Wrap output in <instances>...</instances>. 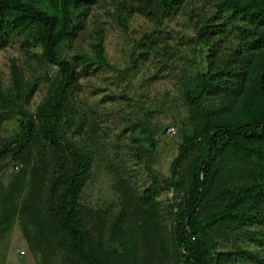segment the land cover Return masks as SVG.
Instances as JSON below:
<instances>
[{
	"label": "trees",
	"instance_id": "obj_1",
	"mask_svg": "<svg viewBox=\"0 0 264 264\" xmlns=\"http://www.w3.org/2000/svg\"><path fill=\"white\" fill-rule=\"evenodd\" d=\"M102 1L0 0V50L17 42L30 56L39 46L40 64L54 67L33 113L27 106L35 83L20 65L11 62L7 86L0 82V113L17 111L14 134L0 136V162L25 164L34 149L41 151L29 198L19 209L32 225L31 245L65 252L72 264H154L166 258L169 235L182 264H264V0H110L122 30L136 14L152 27L134 39L130 70L138 57L171 62L174 49L150 37L173 16L192 29L201 68H183L178 79L188 117L168 177L152 168V131L140 121L131 127L144 133L142 142L132 138V157L154 183L173 191L170 210L124 190V203L108 222L79 200L90 156L65 132L77 84L74 64L61 53ZM104 38V30L95 29L90 62L108 65ZM240 235L260 248L233 244ZM221 244L230 246L219 249Z\"/></svg>",
	"mask_w": 264,
	"mask_h": 264
},
{
	"label": "rangeland",
	"instance_id": "obj_2",
	"mask_svg": "<svg viewBox=\"0 0 264 264\" xmlns=\"http://www.w3.org/2000/svg\"><path fill=\"white\" fill-rule=\"evenodd\" d=\"M112 14L110 0L102 1L92 8L75 35L67 39L61 48L62 57L70 59L76 68L77 84L72 102L75 113L70 116L71 123L66 126L65 132L85 147L90 156L89 174L79 200L103 222L110 221L119 212L125 200L124 190H130L136 200L147 197L151 202L160 204V208L170 210L173 191L161 183H154L143 165L132 157L130 148L135 144L132 138L142 142L144 133H133L131 127L134 122L140 121L152 131L156 140L152 168L158 176L168 177L188 117L179 94L178 79L183 68L188 72L201 68L192 29L183 17L173 16L150 37L151 42L174 49L171 62L138 57L137 68L130 70L129 54L134 39L150 33L152 27L136 14L128 19L124 31ZM98 28L105 32L108 65H98L88 59L93 58L91 43ZM32 52L33 55L27 56L17 42L1 49L0 82L7 86L11 62L20 65L27 80L35 83L27 106L33 113L48 90L44 77L52 74L54 67L40 64L39 46H34ZM137 52L143 51L138 49ZM16 113L12 107L1 111V137L8 138L14 134ZM170 127L175 128V135L168 134ZM38 154H41L40 149H34L32 158L25 164L13 163L9 158L0 162V264L73 263L69 255L56 248L44 244L32 246V225L27 214L19 210L29 198L31 170ZM232 242L244 249L260 248L258 243L245 235L234 237ZM107 246L109 249L115 247L108 243ZM225 246L230 244H221L219 249ZM166 249V258L154 264H182L174 256L169 235ZM21 251L24 254L21 255ZM262 253L264 255V246Z\"/></svg>",
	"mask_w": 264,
	"mask_h": 264
},
{
	"label": "built area",
	"instance_id": "obj_3",
	"mask_svg": "<svg viewBox=\"0 0 264 264\" xmlns=\"http://www.w3.org/2000/svg\"><path fill=\"white\" fill-rule=\"evenodd\" d=\"M167 132H168L169 135H175V134H176V130H175V128H173V127L168 128V129H167ZM15 169L17 170L18 167L15 166ZM20 254L22 255V254H24V252L21 251Z\"/></svg>",
	"mask_w": 264,
	"mask_h": 264
}]
</instances>
